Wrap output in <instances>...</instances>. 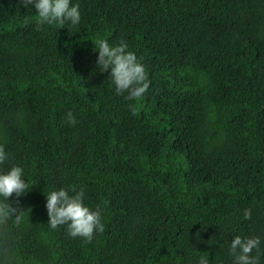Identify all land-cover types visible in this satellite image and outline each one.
<instances>
[{
    "label": "trees",
    "instance_id": "trees-1",
    "mask_svg": "<svg viewBox=\"0 0 264 264\" xmlns=\"http://www.w3.org/2000/svg\"><path fill=\"white\" fill-rule=\"evenodd\" d=\"M75 2L78 25L38 27L0 0V167L33 184L8 198L23 214L0 220V264H232L237 234L264 264V0ZM101 38L144 64L142 98L99 71ZM59 186L84 188L103 232L49 228Z\"/></svg>",
    "mask_w": 264,
    "mask_h": 264
},
{
    "label": "clouds",
    "instance_id": "clouds-1",
    "mask_svg": "<svg viewBox=\"0 0 264 264\" xmlns=\"http://www.w3.org/2000/svg\"><path fill=\"white\" fill-rule=\"evenodd\" d=\"M26 9H35L37 26L43 25H71L81 22V11L75 0H21ZM98 53L96 64L100 72L108 71L116 95L124 94L127 100H138L149 87L147 72L144 64L136 53L129 49L126 41L110 43L106 39H99L94 43ZM129 110L134 114L136 105L129 104ZM67 121L75 123L71 110L67 113ZM9 159V154L0 145V166ZM33 184L26 176L22 166L12 164L6 170L0 167V220L13 217L19 223L23 210L13 208L8 198L15 194L20 197L26 194ZM49 228L56 229L64 225L72 237H82L91 240L97 233L104 231L102 210L90 207L85 203L84 188L75 189L72 186L54 187L45 193ZM18 204L19 201H16ZM244 218L250 213L245 210ZM260 237L234 235L228 242V253L232 257V264H258V250ZM199 264H210L209 258L201 257Z\"/></svg>",
    "mask_w": 264,
    "mask_h": 264
}]
</instances>
